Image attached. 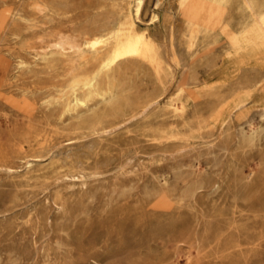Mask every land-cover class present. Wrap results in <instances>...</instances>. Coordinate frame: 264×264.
Segmentation results:
<instances>
[{
	"label": "rangeland",
	"instance_id": "rangeland-1",
	"mask_svg": "<svg viewBox=\"0 0 264 264\" xmlns=\"http://www.w3.org/2000/svg\"><path fill=\"white\" fill-rule=\"evenodd\" d=\"M200 1L0 0V264H264V28ZM129 30L158 58L68 111Z\"/></svg>",
	"mask_w": 264,
	"mask_h": 264
},
{
	"label": "bare ground",
	"instance_id": "bare-ground-1",
	"mask_svg": "<svg viewBox=\"0 0 264 264\" xmlns=\"http://www.w3.org/2000/svg\"><path fill=\"white\" fill-rule=\"evenodd\" d=\"M132 1L135 5V13L139 17L145 0ZM234 1L237 2L238 6L246 10L250 15L258 16L260 23L264 28V13L262 10L264 6V0H206L204 2L200 1L194 4L197 13L203 14V18L201 19V21H199L200 24L202 22L205 27L210 28L215 22L221 19L225 6ZM155 14L156 13H154L153 18L151 19H155ZM125 23L128 29H130V27L132 28L134 22L131 19L130 14L126 16ZM101 41L102 39L99 38L90 39L91 46L94 48ZM116 43H119V41L117 40ZM124 43L125 44L122 47H115L109 49L108 56L106 57V59L103 60V64L98 71H95L93 73H87L83 76H80L78 74L74 75L70 83V88L75 95L72 100H68L66 102V109L68 111L74 109V107L77 105H87L89 101L96 95L100 96L103 99H109L115 95V92L110 82L111 74L108 71L110 65L115 60H117L118 57L127 53H137L149 57L151 60H156L158 58V52L155 43L152 40H149V38L144 36V34L142 33L133 35L132 31L129 30L128 37L126 38ZM52 45L58 47V49L61 48L63 51V49H66L68 47L73 49L78 48L80 46V42L77 38L73 36L60 35L52 43ZM103 69L107 70L108 78V82L104 85H102L101 80Z\"/></svg>",
	"mask_w": 264,
	"mask_h": 264
}]
</instances>
